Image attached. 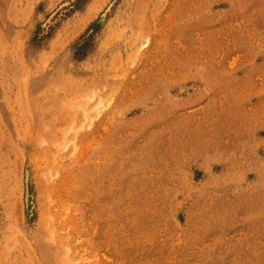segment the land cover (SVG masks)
Returning a JSON list of instances; mask_svg holds the SVG:
<instances>
[{"label": "rangeland", "instance_id": "1", "mask_svg": "<svg viewBox=\"0 0 264 264\" xmlns=\"http://www.w3.org/2000/svg\"><path fill=\"white\" fill-rule=\"evenodd\" d=\"M0 264H264V0H0Z\"/></svg>", "mask_w": 264, "mask_h": 264}]
</instances>
